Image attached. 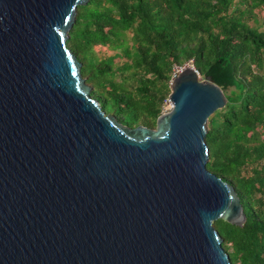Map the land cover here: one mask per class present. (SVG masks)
Listing matches in <instances>:
<instances>
[{"label": "water", "instance_id": "obj_1", "mask_svg": "<svg viewBox=\"0 0 264 264\" xmlns=\"http://www.w3.org/2000/svg\"><path fill=\"white\" fill-rule=\"evenodd\" d=\"M88 1L0 0V264H232L213 222L246 214L206 167L225 92L187 62L155 127L106 113L66 46Z\"/></svg>", "mask_w": 264, "mask_h": 264}, {"label": "trees", "instance_id": "obj_2", "mask_svg": "<svg viewBox=\"0 0 264 264\" xmlns=\"http://www.w3.org/2000/svg\"><path fill=\"white\" fill-rule=\"evenodd\" d=\"M66 46L90 95L128 126L155 127L187 62L229 89L208 119L206 167L234 187L246 220L213 225L232 264H264V0H89Z\"/></svg>", "mask_w": 264, "mask_h": 264}, {"label": "built area", "instance_id": "obj_3", "mask_svg": "<svg viewBox=\"0 0 264 264\" xmlns=\"http://www.w3.org/2000/svg\"><path fill=\"white\" fill-rule=\"evenodd\" d=\"M181 68H182V67H175V68H174V72H173V76L177 75V73L181 70ZM173 76H172V77H173ZM168 102L170 103V106L168 107V109H164V108H163V111H162V112H165V111H167V110H169V109L171 108L172 105H171V102L169 101V99H167V100L165 101V103H168Z\"/></svg>", "mask_w": 264, "mask_h": 264}, {"label": "rangeland", "instance_id": "obj_4", "mask_svg": "<svg viewBox=\"0 0 264 264\" xmlns=\"http://www.w3.org/2000/svg\"><path fill=\"white\" fill-rule=\"evenodd\" d=\"M103 49H105L106 51H108V49H107L106 47H103ZM224 92H225V94H228V93H229V89H227V90L224 91ZM169 106H170V103L168 102V103H165V104H164L163 108H164V109H168Z\"/></svg>", "mask_w": 264, "mask_h": 264}]
</instances>
